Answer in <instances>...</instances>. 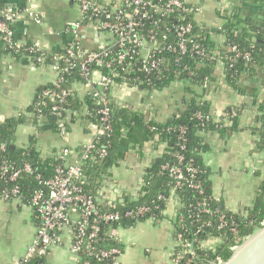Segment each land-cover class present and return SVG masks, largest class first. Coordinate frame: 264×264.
Listing matches in <instances>:
<instances>
[{
	"label": "crops",
	"instance_id": "1",
	"mask_svg": "<svg viewBox=\"0 0 264 264\" xmlns=\"http://www.w3.org/2000/svg\"><path fill=\"white\" fill-rule=\"evenodd\" d=\"M186 1L197 5L194 20L198 24L219 27L221 16L238 13L240 18L247 19L264 33V0ZM0 5L12 7L20 13L12 22L15 39L28 45L37 42L48 54L63 51L73 39L67 31L68 24L80 19L76 0H0ZM27 9L36 13L41 22L30 18L26 14ZM84 36L89 35L86 32L82 34ZM213 38L219 49H223L224 37L217 34ZM263 44L264 40L260 39L258 46L261 48ZM56 76L52 64H36L30 56L14 54L0 42V123L19 119L12 128L10 144L14 148H26L32 143L40 156L46 158L55 156L66 146L80 149L92 138L94 128L85 119L84 105L68 110V130L64 136L55 130H40L36 126L29 109L38 89L52 84ZM213 77L205 98L222 129L202 135L211 147L204 160L209 167L214 199L227 211L244 214L253 206L264 180V151L257 147L260 135L256 130L261 126L259 105L264 103V58L240 74V91L228 84L221 62L215 66ZM69 86L72 95L82 102L87 95L82 82L73 79ZM158 92L115 84L110 89V101L113 107L138 110L162 121L184 104L183 86L175 82ZM147 96L148 100L152 96L163 100L158 105L155 100L148 102ZM165 148V143L151 139L140 147L129 149L118 165L101 176L99 186L94 190L96 201L104 205L117 203L125 197L137 199L144 171L163 154ZM27 207L30 208L18 201L0 199V264H14L33 240L38 220L33 210L32 214L29 212L30 218L26 216ZM178 209L176 199L170 198L158 218L136 222L129 227L117 226L115 230L121 240L118 264H183L173 259L176 249L174 219ZM59 237V242L49 248L45 264H74L69 248L72 241L70 231L63 229ZM15 238L22 239V242L18 243Z\"/></svg>",
	"mask_w": 264,
	"mask_h": 264
},
{
	"label": "trees",
	"instance_id": "2",
	"mask_svg": "<svg viewBox=\"0 0 264 264\" xmlns=\"http://www.w3.org/2000/svg\"><path fill=\"white\" fill-rule=\"evenodd\" d=\"M0 7L2 6L0 5ZM149 14H151L152 20H143V26L139 31L146 34V32L151 30L154 34V41L159 45L165 46L168 43H175L176 35L174 31H167V28L171 25L189 23L191 30L186 35L187 39L198 43L205 52L210 54L207 57L201 58L199 55L192 54L188 51L182 55H178L177 53L163 49L154 54V58L159 62L158 71L150 72L149 74H145L141 70L142 64L139 57H135V61L130 69H126L115 63L111 67L90 66L91 70L99 69L103 74H107L111 69H115L120 76L117 82L126 83L131 88L146 92L154 90L161 91L169 87L172 83H181L183 86L184 104L180 105L172 116L159 121L148 117L147 114L138 110L113 107L110 101L109 90L107 96L110 102L111 131L100 135L96 139L97 147H106L107 154L98 163H85L83 165L85 175V185L83 188L94 196V190L99 186L98 182L101 176L107 174L111 167L118 165L124 159L129 149L140 147L144 142L151 139H157L165 143L166 148L163 154L155 159L144 171L140 186V193L142 195L135 200L125 197L122 200V205L117 204L121 214L141 204L148 206L149 212L137 219L122 218L118 223L103 224L102 234L109 228L117 226L129 227L136 222L156 219L165 209L168 200L174 198L179 205L174 219V232L179 230L184 233V238L190 241L196 240L193 242V248L196 251V258L193 264H208L216 256H221L226 260L231 254L229 246L233 242V237L226 227L218 229L217 218L206 213H201L199 216L204 220H210L211 226L199 228L195 219L199 208L198 202L204 200L207 208L218 210L220 214L224 215L225 220L236 225L238 236L247 237L264 220V180L261 182L257 191L253 206L247 209L244 214L227 211L220 205L219 201L214 199L209 179V167L204 160L205 154L211 150V147L202 135L222 128L219 127L220 123L215 121L210 109V102L205 96L210 90L209 83L213 81L215 66L218 62L223 64V70L228 84L232 88L240 91L238 88L240 74L250 70L254 64L264 58V44L261 48L258 46L259 40H264V33L247 19L240 18L238 13H227L221 16L220 25L215 28L198 24L194 20L193 14L184 16L180 11H175L163 17H160L161 12H153L152 10H149ZM157 21L159 22L156 26L154 22L157 23ZM94 22V20L89 22L84 21V32H86V26L89 23L95 24ZM82 34L79 35L76 41L83 48L100 50L99 43L97 41L95 42L94 37L90 33L87 32L88 37H82ZM217 34L224 37L225 45L223 49H219L214 41L213 35ZM163 36L165 37L164 39L162 38ZM108 41L109 44L105 48L109 53L104 58L105 61L113 60L115 54H117L114 39ZM186 45L189 47L188 42ZM232 45L241 53H249L250 59L244 60L239 58L233 66H229L228 58L233 57V53L229 50V47ZM212 52H217V55L213 58ZM25 54L33 59L36 57L35 54ZM52 55L64 54L61 51L59 54H49L50 57ZM219 56L222 59H219ZM50 57L46 58L44 63L52 64ZM82 58L78 56L77 60L80 61ZM57 63L61 66L64 64L62 60H58ZM79 72V67L75 66L69 70L68 74L64 75L66 81L63 83V87L69 91V96L63 105V109L65 111L76 110L84 105L86 107L85 119L90 124H98L99 115L97 110L99 107L94 103L92 97L86 95L84 100L80 102L72 95L69 85L73 79L82 82ZM48 87H52V84L40 87L36 93L35 100H37L39 92ZM263 104L261 102L258 109L261 114L258 117L261 126L256 129L260 135L257 147L261 151H264ZM29 110L33 112V104ZM43 113L45 119L38 128L40 130H55L57 119L55 117L52 118L53 115L50 114V105L45 107ZM197 113L201 114L202 119L196 117ZM62 118L66 120V127L68 128L66 112L63 113ZM34 121L36 122L35 117ZM17 123H19V119L6 120L4 123H0V142L4 143V149L0 151V159L16 167H20L23 162L30 164L32 173H23L17 180L23 195V202L27 203L33 190L39 187L34 177L39 174L41 179L49 178L53 173L54 166L59 163V159H57L56 155L42 158L32 143L26 148L10 149L6 144V140L9 139L10 143L12 128ZM181 127L184 128L183 133L179 131ZM180 135L183 141L179 139ZM31 140L33 141L34 138ZM181 142L184 144L183 150H180L178 147V144ZM176 154L183 156V160L179 164L181 168L184 169L187 165H190L195 169L193 181L199 183L200 193L189 188L186 184H183L180 188H175L173 179L167 171L162 169L164 164L175 163ZM7 185L0 180V191L2 187ZM159 195L163 196V198L158 199ZM98 205L99 207H103L99 203ZM101 244L112 245L108 241L101 242ZM40 261L44 262V259H34L32 264Z\"/></svg>",
	"mask_w": 264,
	"mask_h": 264
},
{
	"label": "built area",
	"instance_id": "3",
	"mask_svg": "<svg viewBox=\"0 0 264 264\" xmlns=\"http://www.w3.org/2000/svg\"><path fill=\"white\" fill-rule=\"evenodd\" d=\"M76 3L80 11V19L67 26V31L73 36V39L63 48L64 55H52L51 57L41 49L37 42L28 45L17 41L11 23L20 16V13L12 7H0V42L4 48L14 54H35L36 57L32 59L36 64H42L46 58L50 57L52 67L57 72L52 87L42 89L37 100L33 102L32 115L36 119V126L42 124L45 119L44 109L50 105V114L57 119L55 131L62 136L66 134V120L62 116L64 112L68 113L63 109V105L69 96V91L63 87V83L66 81L64 75L68 74L69 70L75 66L80 69L79 75L87 95H90L99 107L97 110L98 124H91L94 128L92 138L77 150L67 146L61 148L60 152L56 154L59 163L54 166L52 175L46 179H41L39 174L34 177L39 187L33 190L27 203L23 202V195L17 180L23 173H32L30 164L23 162L20 167H16L0 159V180L8 184L2 187L0 199L18 201L28 205L38 220L32 242L27 246L24 255L18 258L14 264H32L34 259H44L49 248L59 242V233L63 229H68L72 235L69 248L75 259L74 264H118L121 240L116 233V227L109 228L102 234V225L118 223L122 218L137 219L149 212V207L141 204L121 214L117 204L122 205V200L117 203L107 202L102 205L103 207H99L95 197L83 188L85 185L83 165L98 163L107 154L106 147H97L96 142L100 135L111 131L110 102L107 92L115 84L129 87L126 83L117 82L120 76L115 69L103 74L99 69L91 70L90 66L111 67L115 63L130 69L135 57H139L142 64L141 70L145 74H149L158 71L159 62L154 58V54L163 49L178 55L188 51L201 58L210 54L205 52L198 43L187 39L186 35L191 30L189 23L174 24L167 28V31H174L176 41L165 46L154 41V34L151 30L146 34L139 31L143 26V20H152L149 10L161 12L160 17L175 11H180L184 16L194 15L198 11L197 5L186 0H76ZM26 14L35 22H41L32 10L27 9ZM92 20L95 21V24L89 23L86 26V32H89V27L99 33L97 43L101 44L99 45L100 50L83 48L76 41L79 35L86 33L83 22ZM158 22H154V25L157 26ZM111 39H114L117 54L113 60L105 61L104 58L109 53L105 46ZM187 42L189 47L186 45ZM229 50L233 53V57L228 58L229 66H233L239 58L250 59L249 53H241L233 45L229 47ZM212 55L213 58L217 52H212ZM78 56L83 57L82 60L78 61ZM58 60H62L64 64L59 65ZM196 117L202 119L200 113H197ZM179 131L183 133L184 128H179ZM179 139L183 141L181 135ZM178 147L183 150V142L179 143ZM3 149L4 143L0 142V151ZM182 160L183 156L176 154L175 163L164 164L162 169L167 171L173 179L175 188L186 184L189 188L200 193L199 183L193 181L195 169L190 165L184 169L181 168L179 164ZM141 195L140 193L139 197ZM160 198L163 196L159 195L158 199ZM198 206L195 219L199 228L211 226V221L202 219L199 214L206 213L216 217L217 228L226 227L233 237V242L229 246L232 253L246 237L238 236L236 225L225 220L224 215L220 214L218 210L207 208L204 200L198 202ZM263 225L264 220L260 222L259 227ZM183 234L179 230L175 232L176 249L173 259L177 263L193 264L196 258L193 242L196 240L190 241L184 238ZM107 241L112 245L101 244V242ZM223 262L224 259L221 256H216L208 264H222ZM36 264H45V262L40 261Z\"/></svg>",
	"mask_w": 264,
	"mask_h": 264
},
{
	"label": "water",
	"instance_id": "4",
	"mask_svg": "<svg viewBox=\"0 0 264 264\" xmlns=\"http://www.w3.org/2000/svg\"><path fill=\"white\" fill-rule=\"evenodd\" d=\"M88 31L93 34L95 41H98L99 33L93 28H88ZM6 144L10 149L14 148L9 139ZM222 264H264V225L247 236Z\"/></svg>",
	"mask_w": 264,
	"mask_h": 264
},
{
	"label": "rangeland",
	"instance_id": "5",
	"mask_svg": "<svg viewBox=\"0 0 264 264\" xmlns=\"http://www.w3.org/2000/svg\"><path fill=\"white\" fill-rule=\"evenodd\" d=\"M158 93H160V91L158 92ZM159 96V95H158ZM156 97V96H152V97H150L149 98V100H148V96H147V100H148V102H151V103H153L154 102V100L156 101V103L159 105V103H160V101L161 100H163L162 98H160V97ZM31 211V214H32V209L31 208H28L27 207V209H26V216H28V218H30V214H29V212ZM30 220V219H29ZM21 229V227L18 229V230H20ZM17 232V231H16ZM14 236L16 237V234H15V232H14ZM15 240L18 242V243H21L22 242V239H17V238H15Z\"/></svg>",
	"mask_w": 264,
	"mask_h": 264
}]
</instances>
